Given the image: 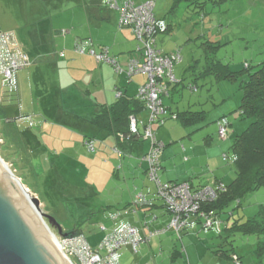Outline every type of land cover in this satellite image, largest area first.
I'll return each mask as SVG.
<instances>
[{"label": "rangeland", "instance_id": "374dc122", "mask_svg": "<svg viewBox=\"0 0 264 264\" xmlns=\"http://www.w3.org/2000/svg\"><path fill=\"white\" fill-rule=\"evenodd\" d=\"M70 3L64 0H0V21L4 28L1 31H12L18 38L20 25L33 18L30 11L38 8L43 10L44 16L56 15L59 13L56 8ZM154 14L171 27L170 33L157 36L159 48L164 52L174 48L183 56L182 63L174 69L179 82L177 92L166 99L167 106L170 105L176 114L186 111L200 113L197 123L191 126H184L181 120L173 119L167 120L163 126L153 125L155 131L167 136L163 137L165 149L178 151L170 160H161L164 165L160 178L167 171H175V174H183L186 180L193 178L194 183L200 181L207 184L212 183L216 173L223 172L219 180L223 181L222 184H231L236 173L230 147L236 137L250 126V121L242 119L238 113L243 96L241 87L248 79L247 72L243 71L246 64L250 67L248 71L252 72L264 62V0H234L221 6L210 3L196 6L186 2L175 5V0H156ZM70 15L68 12L67 17L61 18L67 27L62 33L70 31L73 34L76 28L71 25L73 18ZM12 25L15 27L12 28ZM161 37H164L163 43H160ZM208 46H212L213 50ZM211 60L228 65L233 72L244 74L235 81H221L214 75L200 77L207 61ZM191 86L196 87L197 92H192ZM5 91L0 83V157L29 193L40 200L43 213L57 221L67 238L76 236L73 232L79 230L96 248L105 236L103 228L112 223L102 210L120 199L125 191L133 193L135 187L140 190L144 186L143 181L135 184L128 178L125 180L123 171H117L123 164L119 159L122 155L119 149H114L111 155H102L99 150L91 153L85 146L86 152L82 153L77 146L78 139L68 141L57 127H44L34 117L33 123L20 119L17 96L8 95ZM224 117L236 130L233 135L229 129L226 140L219 138L217 126ZM139 128L143 129L142 126ZM190 144L197 156L184 167L185 162L182 161L187 158ZM218 150L223 156L228 153V162L222 161V155L215 156ZM214 156L212 168L208 159ZM165 161H168L167 166ZM180 163L183 164L180 166ZM174 165L175 170H171ZM260 212L264 213V189L247 196L240 206L237 202L232 203L228 214H219V223L210 230L203 228L202 220V223L183 232L181 238L173 231L155 237L150 244L141 246L129 264H189V261L193 264L197 261L201 264H235L231 259L233 253L243 264H264V248L259 245V241L264 239L240 233L231 237L226 234L219 236L225 229L226 219L233 217L232 213L234 219L244 223ZM171 219L170 216L169 223ZM45 220L60 238L57 229ZM175 250L182 256L171 260ZM217 251H221L218 254L222 255L217 257ZM71 259L77 264L73 257Z\"/></svg>", "mask_w": 264, "mask_h": 264}, {"label": "crops", "instance_id": "0c3cea01", "mask_svg": "<svg viewBox=\"0 0 264 264\" xmlns=\"http://www.w3.org/2000/svg\"><path fill=\"white\" fill-rule=\"evenodd\" d=\"M64 1L71 3L56 8L59 10L56 15L48 14L44 16L43 10L37 8L29 13L32 14V20H27L20 25L18 42L33 61L28 69L17 74L18 97L16 98V104L20 119H26L27 122L31 121L33 123L32 117H34L44 127L49 126L51 129L57 127L60 134L68 141L73 142L78 139L77 146L82 153L86 152L87 147L85 148L84 143L87 139L96 140L95 150H99L102 155H111L114 153V149L118 148L122 153L119 159L123 164L118 167L117 171L124 172L125 180L128 178L129 181H133L135 184H141L143 181L144 186L140 190L135 187L133 193H130L129 190L125 191L126 193H122L120 199L111 204L113 206L109 205L102 211L106 212L107 215L111 209L124 211L134 203L137 194L142 193L147 201L151 203V206L138 208L136 214L129 213L123 216L122 220L138 228H141L143 223L149 222L152 223L150 230L162 229L165 224L169 223L170 215L166 212L161 200L158 199L156 189L147 176V164L142 161V158L151 148L150 141L141 139L135 144L119 145L114 135L101 132L91 123V118L103 107H110L117 101L118 91H122L127 97H137L140 87L146 84L147 77L144 75H135L131 78L119 76L112 66L99 63L95 57L89 54L79 55L74 50L77 40H90L95 47H107L110 56L125 68L131 59L140 57L136 38L131 30L120 28L119 12L105 7L103 0ZM68 12L71 13L70 16L73 18L71 25H75L76 28L73 34L70 31L62 34V31H65L64 29H67V27L63 25L61 18L67 17ZM14 27L15 25H12V28ZM2 29L4 28L0 21V31ZM161 38L160 43H163L164 37ZM156 45L164 54H172L177 51L172 48L170 52H164L163 49L159 48L158 40ZM176 92L177 87L174 88L173 94ZM1 100L0 98V102ZM166 105H168L167 101ZM168 109L170 113H174L170 105ZM146 117L149 118L147 111L139 114L136 119L147 123ZM228 122L230 124L229 129L235 135V128L229 120ZM74 128L76 130H73ZM142 128H139L141 134L144 130L143 126ZM153 128L152 126V132L166 145L163 137L166 138L167 136L162 135L161 131H155ZM177 153L176 149H165L161 160L163 162L165 159L170 160L169 158L176 156ZM196 153L193 145L190 144L187 158L182 161L185 163H180V166L183 164L184 167H187L188 163L195 160ZM219 155H222L223 162H228L223 160L224 156H228V153L223 156L222 151L218 150L215 156L218 157ZM192 156L193 158H191ZM215 156L208 159L211 166L212 161H215ZM209 157L211 156L209 155ZM165 162L167 166L168 161ZM175 168L174 165L171 170H175ZM174 172L167 171L161 181L164 183L188 182L196 189L223 183L219 180L223 176V172H214L216 173L215 179L212 180V183L208 182L207 184H202L200 181L194 183L193 178L186 180L183 174L178 172L175 174ZM222 185L228 186L229 184ZM200 222L202 223V221ZM113 228V222L108 228H103L105 236L112 232ZM77 231L83 235L82 232ZM215 254L217 257L222 255L218 254V251ZM134 255L135 253L130 247L124 248L121 251V264H129L134 259ZM179 256H182L181 253L175 250L171 260H175ZM232 256L239 257L235 253ZM258 261L259 263L262 262L260 259ZM189 264L193 263L189 261ZM195 264L201 263L197 261Z\"/></svg>", "mask_w": 264, "mask_h": 264}, {"label": "built area", "instance_id": "2783aa9c", "mask_svg": "<svg viewBox=\"0 0 264 264\" xmlns=\"http://www.w3.org/2000/svg\"><path fill=\"white\" fill-rule=\"evenodd\" d=\"M136 1L103 0V4L119 12L121 29L132 31L138 43L139 58L131 59L124 68L110 56L107 47L96 49L90 40H77L74 50L79 55L89 54L99 63L112 66L119 76L131 78L135 75H144L147 77L146 84L140 87L137 96L149 114L148 122L144 123L132 117L130 132L137 135L139 134L138 126L144 127L143 137L151 142V148L142 161L147 164V176L156 186L157 197L162 201L172 219L168 226L156 230H150L152 223L149 222L143 223L141 228L124 222L123 216L129 213L136 214L138 208L151 206L145 196L139 193L129 208L108 213L114 228L97 248H92L82 234L69 238L57 236L59 246L73 264L75 263L72 257L77 264H121V251L124 248L130 247L137 254L141 246L150 244L155 237L173 231L181 238L183 232L202 220H204L203 228L210 230L219 223L218 216L213 211H206L205 207L215 203L227 190L222 184L196 189L188 182L164 183L161 181V159L166 146L152 132V126L154 124L163 126L169 119L178 120L176 113H170L166 99L171 96V86L179 83L175 78L174 69L182 63L183 57L179 51L164 54L156 46L157 36L167 31L165 21L157 19L154 14L156 0L140 4ZM32 63L33 61L18 42L16 34L12 31H0V83L9 94L18 97L17 74L28 69ZM190 89L192 92H197L194 86ZM122 95V91L117 92L118 98ZM217 126L219 138L226 140L230 126L227 119L220 120ZM95 143V139H87L84 144L91 153H95ZM224 159H227V156H224ZM234 262L242 264L237 257H234Z\"/></svg>", "mask_w": 264, "mask_h": 264}, {"label": "trees", "instance_id": "16d2710c", "mask_svg": "<svg viewBox=\"0 0 264 264\" xmlns=\"http://www.w3.org/2000/svg\"><path fill=\"white\" fill-rule=\"evenodd\" d=\"M229 1L234 0H175V5L186 2L189 5L196 6H204L208 3L214 6H221ZM170 30L171 27L168 25L165 34L169 33ZM208 47L212 49V46ZM206 51L208 54L209 50L207 49ZM179 52L181 53V51ZM207 60H209L208 57ZM249 69V65L246 64V69L243 72H247L248 79L243 82L241 87L243 96L238 113L242 119L250 121V126L241 135L236 137L231 147V151L234 154L235 180L226 186V192L215 203L205 207L206 211H213L216 216H219V214L220 216L227 215L232 203L237 202L240 206L247 196L260 189H264V62L259 64L257 68H254L255 70L252 72L248 71ZM243 74L231 71L226 64L211 60L207 61L199 76L214 75L221 81H235ZM176 85L171 86L172 94ZM5 92L9 95L7 91ZM145 111V106L138 96L131 98L123 94L110 107H103L91 118V123L101 132L114 135L119 145L135 144L144 139V137L143 134L134 135L130 132V119L137 117ZM199 114L186 111L177 115L178 120H181L184 126H191L197 123ZM223 119L226 118L224 117ZM228 158L227 156V159H224V161H228ZM231 216L233 217H226L227 223L220 236L226 234L228 237H231V235L235 236L240 233L241 235H255L259 239H264L263 212H260L257 217L248 219L244 223L239 219H234L233 213ZM230 219L231 221L229 222ZM73 234H78V231H74ZM259 245L264 248V240L259 241ZM259 256L263 257L264 255ZM234 257L237 256H231L233 262ZM237 258L239 259V257ZM239 261L241 262V259Z\"/></svg>", "mask_w": 264, "mask_h": 264}, {"label": "water", "instance_id": "95a60500", "mask_svg": "<svg viewBox=\"0 0 264 264\" xmlns=\"http://www.w3.org/2000/svg\"><path fill=\"white\" fill-rule=\"evenodd\" d=\"M45 219L67 236L0 157V264H73Z\"/></svg>", "mask_w": 264, "mask_h": 264}]
</instances>
